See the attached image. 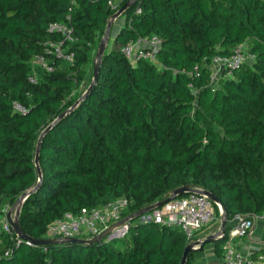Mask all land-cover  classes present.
<instances>
[{"label": "trees", "instance_id": "trees-1", "mask_svg": "<svg viewBox=\"0 0 264 264\" xmlns=\"http://www.w3.org/2000/svg\"><path fill=\"white\" fill-rule=\"evenodd\" d=\"M126 1L0 0V208L30 191L18 220L30 237L45 238L66 212L125 196L126 217L189 185L227 210L226 234L214 243L221 263H210L223 264L230 220L264 213V0L135 1L82 97L95 47ZM58 21L72 27L74 57L50 58L46 72L33 59L61 38L48 31ZM153 34L161 39L155 62L131 63L120 52ZM240 44L254 60L213 81L206 62ZM188 242L177 227L137 217L123 237L93 242L44 246L4 235L0 264H181Z\"/></svg>", "mask_w": 264, "mask_h": 264}, {"label": "built area", "instance_id": "built-area-1", "mask_svg": "<svg viewBox=\"0 0 264 264\" xmlns=\"http://www.w3.org/2000/svg\"><path fill=\"white\" fill-rule=\"evenodd\" d=\"M135 12H140V8L137 7ZM48 31L60 34L61 38L47 40L44 43L43 53L35 55L33 64L41 70L52 72L54 65L49 64L50 58L56 57L68 62L73 61L74 53L69 51V48L74 38L71 35L72 27L67 21L51 22L48 25ZM160 46V37L153 34L136 41L130 40L121 45L119 50L131 63H136L141 59L155 62ZM254 58L255 54L248 50L247 45L240 44L230 54L212 55L206 64L211 68V78L214 79L215 76H219L222 70L230 71L245 62L253 61ZM197 69L196 65L194 70L197 71ZM28 80L35 83L36 73L30 74ZM13 108L20 112L26 110L25 106L18 102H13ZM128 204V199L125 196H119L101 205L83 207L77 213L66 212L48 225L46 237L67 239L70 237L83 238L81 235H86L84 238L97 236L124 218ZM140 218L152 220L163 226L177 227L190 241L194 239L197 232L215 219V205L207 195L191 192L167 201ZM233 220L235 222L229 229L225 241L223 264H264L262 260L264 258L254 259L244 255L231 243L232 238L245 236L248 233L252 226L251 219L237 214ZM128 225L129 221L121 226L113 227L108 238L123 237L128 231ZM4 235H9L16 241L21 239L8 223L6 214L4 220H0V244ZM28 243L30 242L28 241Z\"/></svg>", "mask_w": 264, "mask_h": 264}, {"label": "water", "instance_id": "water-1", "mask_svg": "<svg viewBox=\"0 0 264 264\" xmlns=\"http://www.w3.org/2000/svg\"><path fill=\"white\" fill-rule=\"evenodd\" d=\"M135 1L137 0H127L120 8H118L114 13H112L107 21V24L105 26V30L103 33L102 38L100 39V42L98 44L97 47V51L95 53V60L93 63V68H92V80L90 82V84L88 85L87 89L85 90L84 94L85 95L93 86L94 82L97 79V72H98V67L100 64V59L102 54L105 51V47H106V43L108 41L109 35H110V29L111 26L114 22V20L119 17L123 11L128 8L131 4H133ZM44 132H42L43 134ZM41 134V135H42ZM41 138V136H40ZM40 138L38 140V144H37V148H36V155H35V164L37 167V171H38V176H39V181H40V169L38 167V149H39V142H40ZM38 185V184H37ZM36 185V187H37ZM35 187V188H36ZM191 192H195V193H201V194H205L209 197V199L217 206V208L220 211L221 214V218H220V227L219 229L212 234L207 235L206 237L202 238L201 240H193L188 242L182 252V256H181V264H186V260L188 257V254L191 251L194 250H203L204 246L206 244L209 243H215L218 241H222L225 234H226V223H227V210L225 208V206L223 205V203L218 199V197H216L215 194H213L212 192L208 191V190H200V189H196L193 188L189 185H182L179 186L175 189L172 190L170 196L166 197V198H162L160 200H157L156 202L140 209L137 210L131 214H129L128 216L124 217L123 219L115 222L114 224H112L111 226H109L106 230H104L102 233H100L97 236H94L92 238H78V237H70L67 239H56V238H32L30 237L28 234H26L24 232V230L22 229L20 223H19V213H20V207H21V202L24 200V198L30 193H23L17 200H16V204L15 206H13V208L11 210H9L6 214V219L8 221V223L12 226L13 231L22 239L28 240L30 243L32 244H37V245H49L52 243H57V242H61V241H71V242H93L96 241L98 239L104 238V237H108L110 236V232L113 229V227L115 226H121L124 223L130 221L133 218H137V217H142L145 214H148L149 212L159 208L161 205H163L164 203H166L167 201L174 199L175 197H178L180 195H184L187 193H191ZM18 205H20L18 207ZM14 211V216H12V213Z\"/></svg>", "mask_w": 264, "mask_h": 264}, {"label": "crops", "instance_id": "crops-1", "mask_svg": "<svg viewBox=\"0 0 264 264\" xmlns=\"http://www.w3.org/2000/svg\"><path fill=\"white\" fill-rule=\"evenodd\" d=\"M116 1L112 4L115 5ZM117 20V19H116ZM123 18H121L122 22ZM114 26L112 28V33L120 26V22H113ZM117 23V24H116ZM116 24V25H115ZM252 226L248 233L245 236H236L232 238L231 243L242 254L250 256L253 255L255 259H258L261 257L264 258V213L262 215L252 216L251 217ZM234 220L232 219L230 221V226L232 227L234 224ZM231 229V228H230ZM204 235H207L204 234ZM204 235H201L202 238H204ZM200 238L199 236L197 238H194L193 240H196ZM227 238V237H226ZM226 241V240H225ZM225 241L223 244H221V247L224 250ZM207 247V250L205 251L204 248ZM203 248V250L198 251L196 253V262L195 264H210V263H221V259L218 258L214 252V244L209 243L206 244ZM225 252V250H224Z\"/></svg>", "mask_w": 264, "mask_h": 264}, {"label": "rangeland", "instance_id": "rangeland-1", "mask_svg": "<svg viewBox=\"0 0 264 264\" xmlns=\"http://www.w3.org/2000/svg\"><path fill=\"white\" fill-rule=\"evenodd\" d=\"M117 19V20H116ZM114 21L115 22H120V26H121V24H122V22H123V20H122V22H121V17H117ZM116 23V24H117ZM115 24V25H116ZM113 26H114V23H113ZM113 26L111 27V29H110V35H109V38H108V41H107V43H106V48H111L112 47V45H113V37H114V35H115V33H116V31L118 30V28L120 27H118L113 33H112V28H113ZM105 30V29H104ZM104 30H103V33H104ZM102 36H103V34L101 35V38H102ZM100 38V39H101ZM100 42V41H99ZM99 42H98V44H99ZM98 44L96 45V47H95V52L97 51V47H98ZM115 47H117V46H115ZM94 52V53H95ZM94 59H95V57H94ZM90 77H91V73H90V76H87V79H86V81L85 82H87V81H89V79H90ZM217 77H218V75L217 76H215L214 77V79H213V81H215L216 79H217ZM25 199V198H24ZM24 201V200H23ZM23 201L21 202V207H22V204H23ZM15 204H16V201L14 202V203H12V204H5L4 206H2L0 209H1V211H2V215H0V220H4V217H5V214H7V212L9 211V210H11L12 208H13V206H15ZM20 205H18V207H19ZM21 207H20V210H21ZM14 211L15 210H13V213H12V216H14ZM220 218H221V214H220V211H219V209H218V212H216L215 213V219L210 223V224H208V225H206V226H204L199 232H197L196 233V235H195V237L194 238H197L198 236L200 237V238H198V239H196V240H201L202 239V236L201 235H204V234H206L207 233V235H209V234H212V233H215L218 229H219V227H220ZM231 221V220H230ZM207 235H204V237H206ZM83 238L84 237H86V235H81ZM45 238H47L46 236H45ZM190 241H193V240H190ZM189 241V242H190ZM204 250L206 251L207 250V247L205 246V248H204ZM263 261H264V259H262Z\"/></svg>", "mask_w": 264, "mask_h": 264}]
</instances>
